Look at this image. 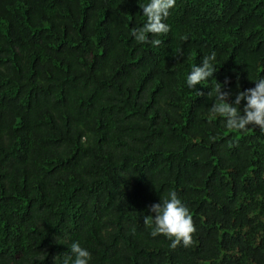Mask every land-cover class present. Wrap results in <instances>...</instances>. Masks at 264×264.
I'll return each mask as SVG.
<instances>
[{
  "label": "trees",
  "instance_id": "trees-1",
  "mask_svg": "<svg viewBox=\"0 0 264 264\" xmlns=\"http://www.w3.org/2000/svg\"><path fill=\"white\" fill-rule=\"evenodd\" d=\"M146 2L0 0V264L77 241L91 264H264V133L209 112L217 83L231 102L264 78V0H176L158 47L131 35ZM170 191L189 247L144 224Z\"/></svg>",
  "mask_w": 264,
  "mask_h": 264
},
{
  "label": "clouds",
  "instance_id": "clouds-1",
  "mask_svg": "<svg viewBox=\"0 0 264 264\" xmlns=\"http://www.w3.org/2000/svg\"><path fill=\"white\" fill-rule=\"evenodd\" d=\"M176 7V0H147L140 8L146 22L132 29L131 35L139 44H151L158 47L162 41L150 37L166 36L170 32L167 20ZM217 53L211 51L204 55L199 65L191 68L186 77V86L192 92L197 85H202L213 77L216 72ZM255 87L239 92L234 100L229 102V92L217 83L214 88V98L210 114L223 118L226 128L238 132H247L249 129L259 128L264 133V78L255 80ZM212 92L210 93V97ZM244 103L241 113V103ZM143 221L151 229L153 238L165 237L172 249L181 244L189 247L193 242L196 229L189 207L170 191L160 203L151 205ZM92 255L78 241L70 245L69 252L63 257L62 264H91Z\"/></svg>",
  "mask_w": 264,
  "mask_h": 264
}]
</instances>
